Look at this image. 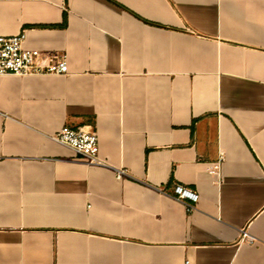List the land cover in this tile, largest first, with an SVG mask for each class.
<instances>
[{
    "label": "crops",
    "instance_id": "0c3cea01",
    "mask_svg": "<svg viewBox=\"0 0 264 264\" xmlns=\"http://www.w3.org/2000/svg\"><path fill=\"white\" fill-rule=\"evenodd\" d=\"M22 31L68 73L0 76V264H264V0H0Z\"/></svg>",
    "mask_w": 264,
    "mask_h": 264
},
{
    "label": "built area",
    "instance_id": "2783aa9c",
    "mask_svg": "<svg viewBox=\"0 0 264 264\" xmlns=\"http://www.w3.org/2000/svg\"><path fill=\"white\" fill-rule=\"evenodd\" d=\"M25 37L24 31L15 35H0V76L68 73L66 54L26 48ZM53 139L73 149L88 164L105 165L99 156V136L94 125L64 127ZM116 172L118 178L127 174L125 169H116ZM170 195L183 201L188 210L193 209L199 199L196 191L181 184H175ZM242 237L247 238L249 242L253 241L246 231L242 232Z\"/></svg>",
    "mask_w": 264,
    "mask_h": 264
}]
</instances>
